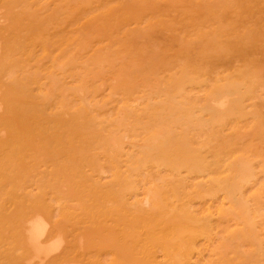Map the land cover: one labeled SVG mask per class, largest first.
<instances>
[{
  "label": "rangeland",
  "instance_id": "rangeland-1",
  "mask_svg": "<svg viewBox=\"0 0 264 264\" xmlns=\"http://www.w3.org/2000/svg\"><path fill=\"white\" fill-rule=\"evenodd\" d=\"M0 115V264H264V0H0Z\"/></svg>",
  "mask_w": 264,
  "mask_h": 264
},
{
  "label": "bare ground",
  "instance_id": "bare-ground-1",
  "mask_svg": "<svg viewBox=\"0 0 264 264\" xmlns=\"http://www.w3.org/2000/svg\"><path fill=\"white\" fill-rule=\"evenodd\" d=\"M26 35V33H24ZM18 46V45H17ZM81 51V50H80ZM79 51V53H80ZM15 52V51H14ZM77 55V54H76ZM13 76V75H12ZM79 94V93H78ZM236 96V95H235ZM235 98V97H234ZM237 98V97H236ZM225 99V97L222 98V101ZM3 102V101H2ZM10 102V101H9ZM189 103V102H188ZM220 103V102H219ZM224 103V102H223ZM217 104V103H215ZM234 104V103H233ZM189 105V104H188ZM219 105V104H218ZM216 105V107L218 106ZM232 106V105H231ZM234 106V105H233ZM215 108V107H214ZM239 108V107H237ZM25 115V114H24ZM23 117V116H22ZM0 118H1V115H0ZM3 118V117H2ZM79 119V118H77ZM211 119V118H210ZM12 120V119H11ZM111 124V123H110ZM120 124V123H119ZM48 126V124H47ZM75 126V125H74ZM22 130V129H21ZM41 130V129H40ZM161 134V133H160ZM209 134V133H207ZM115 137V136H114ZM120 138V137H119ZM116 139V138H115ZM113 141V140H112ZM156 141V140H154ZM206 141V139H205ZM150 143V141H149ZM147 144V143H146ZM154 144V143H153ZM150 145V144H149ZM157 145V143H156ZM114 146V145H113ZM141 146V145H140ZM144 146V144L142 145ZM203 146V145H202ZM17 147V145H16ZM94 147V146H93ZM157 147V146H156ZM155 148V147H154ZM13 149V148H12ZM153 149V148H152ZM57 151V150H56ZM60 151V150H59ZM58 152V151H57ZM61 153V152H60ZM62 154V153H61ZM164 154V153H163ZM94 155V154H93ZM135 155V154H134ZM72 158V157H71ZM32 160V159H31ZM129 161V160H128ZM190 171H193V170H190ZM195 171V170H194ZM234 171V170H233ZM82 172V171H80ZM196 172V171H195ZM235 172V171H234ZM52 178V177H50ZM154 179V178H153ZM221 181V180H220ZM218 182V180L216 181ZM235 183V182H234ZM233 183V184H234ZM27 185V184H26ZM22 186V185H21ZM221 186V184H220ZM164 189V188H163ZM117 191V190H116ZM72 193V192H71ZM77 195V193H76ZM163 196V195H162ZM240 196V195H239ZM167 197L164 196V198ZM126 200V199H125ZM40 201V200H38ZM46 201V200H45ZM227 201V200H226ZM104 202V201H103ZM221 202V201H220ZM46 204V203H45ZM103 204V203H102ZM127 204V203H126ZM75 206V205H74ZM222 206H223V203L220 204V209H222ZM70 208V206H69ZM230 209H232L231 207H229ZM17 216V215H16ZM43 220V219H42ZM41 220V218L38 216V215H31V216H21L19 219H18V226H17V234L19 236H21L22 240L24 241V244L27 246V250H30L31 251V254L34 256V257H40L41 255H43V251H45V248L44 245L46 243V240L43 238L45 236V233H46V226H45V222H43ZM47 225V224H46ZM59 234V233H58ZM58 239V237H57ZM233 240V239H232ZM61 241V240H60ZM63 241V240H62ZM59 242V241H57ZM55 245L57 246V243H56V240H55ZM103 243V242H102ZM53 244V242H52ZM59 245V244H58ZM46 246V245H45ZM53 246V247H52ZM108 246V245H107ZM49 248H51L52 250H50ZM10 249V248H9ZM48 250L52 251L53 250H57L59 249V246L55 247L54 244L53 245H48ZM46 249V250H47ZM47 252L46 253H49L51 254L50 252ZM256 251V249H255ZM54 252V251H53ZM46 255V254H45ZM49 256V255H48ZM47 257V256H46ZM32 258V257H31ZM35 258V259H36ZM34 260V259H33ZM40 262H41V259H39ZM32 261V260H31ZM44 261V260H43ZM42 263V262H41ZM69 263V262H68ZM26 264L27 261H26Z\"/></svg>",
  "mask_w": 264,
  "mask_h": 264
}]
</instances>
